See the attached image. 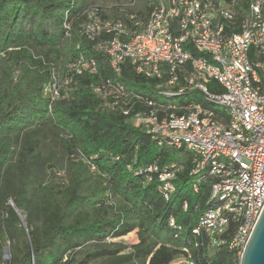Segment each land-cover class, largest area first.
Instances as JSON below:
<instances>
[{
	"label": "trees",
	"instance_id": "16d2710c",
	"mask_svg": "<svg viewBox=\"0 0 264 264\" xmlns=\"http://www.w3.org/2000/svg\"><path fill=\"white\" fill-rule=\"evenodd\" d=\"M89 1L0 0V264H7L6 243L8 264H171L181 257L239 264L236 250L214 244L204 231L193 233L209 197V181L192 189L193 153L158 144L120 111H110L92 87L109 79L176 108L201 97L193 91L161 99L157 80L134 73L127 62L116 77L105 55L79 33ZM138 1L137 13L145 17L149 0ZM80 54L96 60L97 72L76 74L66 96L50 105L44 88L52 71ZM208 88L220 91L213 81ZM49 146L57 149L58 167ZM151 165L174 174L168 200L158 191L156 172L147 171ZM134 230L145 237L144 246L111 241ZM236 231L230 221L224 240Z\"/></svg>",
	"mask_w": 264,
	"mask_h": 264
},
{
	"label": "built area",
	"instance_id": "2783aa9c",
	"mask_svg": "<svg viewBox=\"0 0 264 264\" xmlns=\"http://www.w3.org/2000/svg\"><path fill=\"white\" fill-rule=\"evenodd\" d=\"M240 3L149 0L147 15L140 17L138 0H122L123 17H106V10L94 4L79 15L80 35L105 55L116 77L127 62L134 73L157 80L155 93L161 99L193 91L201 97L176 108L127 92L109 79L92 87L110 111H120L158 144L193 153V191L209 181L208 207L193 233L204 231L214 244H226L239 255L264 208V0L246 1L247 8ZM64 29L70 36V22ZM83 70L96 73V60L80 54L60 71H52L44 88L50 105L66 96L74 76ZM210 81L220 91H210ZM212 105L223 112L217 115ZM147 171L156 172L158 191L168 200L174 190L173 172H159L156 165ZM151 180L146 175V182ZM230 221L237 223V231L226 241L223 235ZM178 259L195 264L188 257ZM3 261L9 262L7 252Z\"/></svg>",
	"mask_w": 264,
	"mask_h": 264
},
{
	"label": "rangeland",
	"instance_id": "374dc122",
	"mask_svg": "<svg viewBox=\"0 0 264 264\" xmlns=\"http://www.w3.org/2000/svg\"><path fill=\"white\" fill-rule=\"evenodd\" d=\"M90 4L101 6L104 10H106L107 15L112 17L115 14L117 15L119 13L120 8L122 7V0H90L88 5ZM138 7L140 8L141 5L138 4ZM49 147L56 152V155L52 158V162L56 165L55 167H58L57 165L61 163V160L59 159V155L57 154V149L55 148V146ZM22 219H24V215H22ZM111 241L122 243L123 245L128 246L129 249L137 246H144L146 244V239L139 230H134L127 235L112 239ZM7 244L8 243H6V245L3 247L2 257H4L5 253L7 252ZM180 260L181 259H176L174 262H172V264H182Z\"/></svg>",
	"mask_w": 264,
	"mask_h": 264
},
{
	"label": "water",
	"instance_id": "95a60500",
	"mask_svg": "<svg viewBox=\"0 0 264 264\" xmlns=\"http://www.w3.org/2000/svg\"><path fill=\"white\" fill-rule=\"evenodd\" d=\"M239 264H264V208L239 255Z\"/></svg>",
	"mask_w": 264,
	"mask_h": 264
}]
</instances>
